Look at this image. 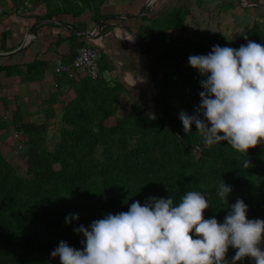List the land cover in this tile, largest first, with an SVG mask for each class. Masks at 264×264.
I'll use <instances>...</instances> for the list:
<instances>
[{"label": "trees", "instance_id": "1", "mask_svg": "<svg viewBox=\"0 0 264 264\" xmlns=\"http://www.w3.org/2000/svg\"><path fill=\"white\" fill-rule=\"evenodd\" d=\"M12 1L17 14L40 21L83 12L75 10L77 3L95 6L98 20L99 9L108 0ZM197 4L201 6L202 0ZM35 7L45 12H35ZM220 14L221 9L211 11L210 24L204 25L188 4L158 7L156 1L138 17L143 23L135 35L150 58L149 75L159 90L150 109L133 102L126 116H118L128 91L117 79L103 76L114 69L100 46H91L101 53L98 79L55 71L57 90L43 101L45 121L14 123V139L27 148L24 174L0 149V264H61L51 253L61 240L83 248L85 237L75 231L80 225L87 227L108 213L127 211L133 201L143 204L151 196H172L179 203L187 191L199 190L209 201L205 218L216 216L219 221L230 204L242 198L250 219H264V144L250 148L248 154L227 141L208 146L195 123L192 131L185 132L180 120L182 111L199 114L203 91L204 77L189 63L191 54H207L216 44L235 48L248 40L264 44L263 22L253 19L241 28L224 27ZM110 20L116 19L105 22ZM81 38L73 32L59 37L58 45L70 44V53L61 58L66 65L88 45V39ZM46 68L44 61L36 59L0 66V73L39 81ZM69 89L74 90V98L60 103ZM58 103L62 105L60 136L50 149L49 121ZM5 128L8 125L0 115V131ZM20 132L22 136L16 137ZM245 159L250 161L248 167L243 166ZM223 180L232 186L229 200L218 195ZM72 214L79 219L69 223L66 218ZM234 254L230 247L227 258ZM236 264H254V260L245 257Z\"/></svg>", "mask_w": 264, "mask_h": 264}, {"label": "clouds", "instance_id": "2", "mask_svg": "<svg viewBox=\"0 0 264 264\" xmlns=\"http://www.w3.org/2000/svg\"><path fill=\"white\" fill-rule=\"evenodd\" d=\"M188 59L204 79L199 114L180 113L184 131H192L195 123L206 145L227 141L247 154L264 144V44H216L207 54ZM249 165L245 159L243 166ZM231 191L225 180L219 184L222 199ZM248 207L237 198L219 221L216 216L205 218L209 201L199 190L187 191L179 203L172 196H151L143 204L133 201L127 211L80 225L75 231L85 237L83 248L61 240L51 255L61 264H236L245 257L264 264V219H250ZM72 219L79 215L66 218L69 223ZM230 247L235 254L229 259Z\"/></svg>", "mask_w": 264, "mask_h": 264}, {"label": "crops", "instance_id": "3", "mask_svg": "<svg viewBox=\"0 0 264 264\" xmlns=\"http://www.w3.org/2000/svg\"><path fill=\"white\" fill-rule=\"evenodd\" d=\"M148 1L108 0L99 9L100 19L104 25L101 34L91 39L81 36L80 39L84 41L88 39L86 43L90 46H100L107 62L114 69L109 71L111 80L117 79L127 89L128 93L122 96L119 109L122 115H118L119 117L128 114L133 102L146 108L155 97V85L149 75L150 58L135 35L136 29L143 23L138 17ZM156 1H158V7L160 5L178 7L186 3L192 7L196 17L201 15L200 21L204 25L210 24V12L215 9H221L220 17L224 27L241 28L251 25L253 19L264 23V0H202L201 6L197 4L199 0H154L150 6ZM74 8L83 12L75 16L61 14L53 19L81 31H92L100 20H96V7L92 5L86 8L83 4L77 3ZM15 9L12 0H0V66L29 64L39 59L47 64V68L44 78L39 81H24L20 76L8 77L4 72L0 73V115L11 130V139L3 137L5 129L0 131V149L5 157H7L6 152L10 153L13 148L19 146L18 143H14V123L45 121L46 106L43 101L57 90L56 62L70 53L69 41L57 44L59 37L65 38L70 35L69 30L60 26L41 25L36 29L35 36L31 37L28 34L29 30L37 20L20 16ZM39 9H41L40 13L45 12L42 8L36 7L35 12ZM126 16L132 17L126 18ZM111 18L116 20L105 22L106 19ZM157 52L158 49H154L152 53ZM79 75L85 76L83 73ZM74 96V90L69 89L59 101L60 103L69 101ZM3 100L6 101L5 104ZM60 103L53 106L56 115L52 121H60L62 114ZM56 126L59 127V124Z\"/></svg>", "mask_w": 264, "mask_h": 264}, {"label": "built area", "instance_id": "4", "mask_svg": "<svg viewBox=\"0 0 264 264\" xmlns=\"http://www.w3.org/2000/svg\"><path fill=\"white\" fill-rule=\"evenodd\" d=\"M101 53L98 48L89 45L82 47L77 57L69 65L63 63L61 59L56 62L57 73L68 72L72 76L83 73L93 80L99 78L100 74ZM16 137H21L22 132L17 133Z\"/></svg>", "mask_w": 264, "mask_h": 264}, {"label": "rangeland", "instance_id": "5", "mask_svg": "<svg viewBox=\"0 0 264 264\" xmlns=\"http://www.w3.org/2000/svg\"><path fill=\"white\" fill-rule=\"evenodd\" d=\"M184 1H188V0H184ZM210 12V10H208ZM199 17L201 16L200 14L198 15ZM232 38V37H231ZM240 43V42H237ZM241 44L236 45V47L238 48ZM103 76L107 79V80H111V74L109 71H105L103 73ZM21 77V76H20ZM22 78V77H21ZM23 79V78H22ZM24 80V79H23ZM154 91L159 92L158 88L154 89ZM156 94V92H155ZM151 106L153 107V103H150L148 106H146V108L150 109ZM153 110V109H152ZM152 112V111H151ZM118 115H122V112L119 111ZM53 120V119H52ZM50 120V128H49V133H48V146L50 149H53L56 142H58L59 140V127L56 126L58 124V122L56 121H52ZM37 122H43V121H37ZM5 133H4V138L5 139H11L10 133L11 130L9 128H5ZM2 131V130H1ZM14 131V130H13ZM14 143L17 144L18 143V147H15V149H12V152H6V156L7 158L17 167V169L19 170V172L21 174H24V172L26 171V167H27V148L24 147L21 143L19 144V142L17 140L14 139Z\"/></svg>", "mask_w": 264, "mask_h": 264}, {"label": "water", "instance_id": "6", "mask_svg": "<svg viewBox=\"0 0 264 264\" xmlns=\"http://www.w3.org/2000/svg\"><path fill=\"white\" fill-rule=\"evenodd\" d=\"M154 0H149L143 7L142 11L140 12V15L143 14V12L145 11V9L151 4V2H153ZM133 16H136V15H133ZM127 17H132V16H126ZM56 25V26H60L62 28H65L67 30H69L70 32H74L76 33L77 35H80V36H83V37H86V38H94L96 36H98L99 34H101V31H102V27L104 26L102 24V19H100L96 24H95V27L92 31H81V30H78V29H75V28H72L70 27L69 25L65 24V23H62L61 21H58V20H55V19H44V20H40V21H37L36 23H34L30 30H29V36L33 37L35 36V33H36V29L41 26V25ZM26 45V44H25ZM5 56V55H3ZM1 57V56H0ZM158 86H159V81H158Z\"/></svg>", "mask_w": 264, "mask_h": 264}]
</instances>
